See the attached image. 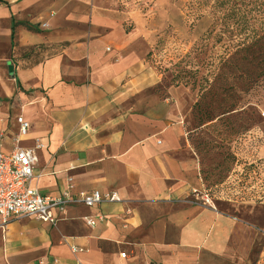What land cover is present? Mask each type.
<instances>
[{"label": "crops", "instance_id": "crops-1", "mask_svg": "<svg viewBox=\"0 0 264 264\" xmlns=\"http://www.w3.org/2000/svg\"><path fill=\"white\" fill-rule=\"evenodd\" d=\"M131 9L129 0H0V99L18 90L16 76L20 92L45 93L52 105L42 121L31 107L23 112L44 125L26 137L15 135V116L11 123L8 107H0V147L7 140L13 145L5 152L43 143L36 168L42 176L32 184L42 196H59L71 178L74 195L98 190L121 200L69 206L55 212V225L10 221L0 228V264H207L232 252L244 222L190 199L189 179L199 168L182 126L191 107L173 99L141 103L149 77L131 39L137 29L124 31L136 15ZM13 20L41 31L18 26L16 51L68 46L25 69L13 56Z\"/></svg>", "mask_w": 264, "mask_h": 264}, {"label": "rangeland", "instance_id": "rangeland-1", "mask_svg": "<svg viewBox=\"0 0 264 264\" xmlns=\"http://www.w3.org/2000/svg\"><path fill=\"white\" fill-rule=\"evenodd\" d=\"M129 2L136 15L124 31L137 29L131 39L147 64L149 77L142 105L173 99L181 109L191 107L182 130L199 170L197 177L189 179V187L204 190L215 210L244 222L231 241L232 252L207 264H264V78L247 89L243 82L223 78L226 69L220 57L209 58L213 44L214 55L223 52L222 43L213 39L220 27L208 35L212 0ZM58 51L51 48L49 54ZM81 66L86 79L85 65ZM51 106L45 93L33 95L27 90L0 99V107H8L11 123V116H22L29 107L42 121ZM29 120V132L44 127ZM15 125L13 132L19 137ZM8 131L3 134L14 137ZM12 145L7 140L2 150Z\"/></svg>", "mask_w": 264, "mask_h": 264}, {"label": "trees", "instance_id": "trees-1", "mask_svg": "<svg viewBox=\"0 0 264 264\" xmlns=\"http://www.w3.org/2000/svg\"><path fill=\"white\" fill-rule=\"evenodd\" d=\"M197 6L202 3L196 1ZM211 25L208 35H213L215 28L220 27L214 34L215 43H222V55H214L215 45L210 48L209 58L220 57L226 69L223 78L234 79L243 82V86L249 89L260 79L264 78V0H212L210 6ZM18 26L24 27L33 33H40L36 25L23 22H12L11 45L18 59L23 62V68H33L42 64L46 59L56 56L68 43L52 45H35L17 49L15 42V29ZM59 49L56 53L49 54V49ZM48 51L47 55H43ZM18 52V53H17ZM16 57L13 64L16 66ZM17 89L21 91V85L16 76ZM231 84L227 91H231Z\"/></svg>", "mask_w": 264, "mask_h": 264}, {"label": "built area", "instance_id": "built-area-1", "mask_svg": "<svg viewBox=\"0 0 264 264\" xmlns=\"http://www.w3.org/2000/svg\"><path fill=\"white\" fill-rule=\"evenodd\" d=\"M19 127V137H26L30 131L29 122L23 116L16 118ZM40 140H35L32 148H14L5 152L0 147V228L14 220L25 217H34L42 222L55 225V212L63 213L69 206L97 207L107 203H120L121 200L113 192H82L72 193L73 181L68 179V187L56 197L42 196L33 186V181L42 176L36 168L38 151L43 148ZM193 202L215 210L212 199L203 190L191 189ZM102 216H96L100 220ZM94 218L85 219L89 226H94ZM125 258V254L120 255Z\"/></svg>", "mask_w": 264, "mask_h": 264}, {"label": "water", "instance_id": "water-1", "mask_svg": "<svg viewBox=\"0 0 264 264\" xmlns=\"http://www.w3.org/2000/svg\"><path fill=\"white\" fill-rule=\"evenodd\" d=\"M8 73L9 74H12L13 73V67L9 65V68H8Z\"/></svg>", "mask_w": 264, "mask_h": 264}]
</instances>
